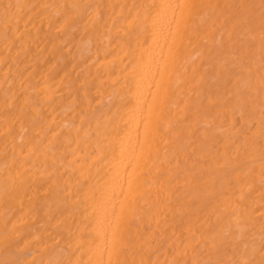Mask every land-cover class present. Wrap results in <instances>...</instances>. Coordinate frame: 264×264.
<instances>
[{
  "label": "bare ground",
  "instance_id": "bare-ground-1",
  "mask_svg": "<svg viewBox=\"0 0 264 264\" xmlns=\"http://www.w3.org/2000/svg\"><path fill=\"white\" fill-rule=\"evenodd\" d=\"M0 264H264V0H0Z\"/></svg>",
  "mask_w": 264,
  "mask_h": 264
}]
</instances>
